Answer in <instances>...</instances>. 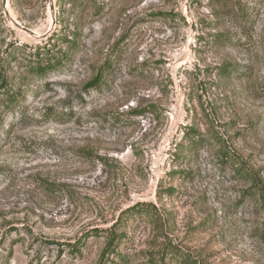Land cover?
Segmentation results:
<instances>
[{"label": "rangeland", "instance_id": "374dc122", "mask_svg": "<svg viewBox=\"0 0 264 264\" xmlns=\"http://www.w3.org/2000/svg\"><path fill=\"white\" fill-rule=\"evenodd\" d=\"M0 264H264V0H0Z\"/></svg>", "mask_w": 264, "mask_h": 264}, {"label": "trees", "instance_id": "16d2710c", "mask_svg": "<svg viewBox=\"0 0 264 264\" xmlns=\"http://www.w3.org/2000/svg\"><path fill=\"white\" fill-rule=\"evenodd\" d=\"M55 63V62H54ZM55 64H53L50 60H47L45 64H37V66L35 67V71L36 73L38 74H43L45 72H47L49 69L53 68ZM112 63H109L107 65V67H104V71L99 74L97 76V78L91 82L89 85V87H93V88H97L99 87L103 81H104V75L106 76L107 74L113 72V67H112ZM230 68V66H229ZM225 69V68H222V74L223 76H227L229 75L230 73H232V68L231 69ZM184 138L185 140L187 141V143L189 144L190 146V149L192 151H196V150H199V149H202L204 147H206L211 141H216L218 143H222L220 138L218 136H211V138H209V136L205 135V134H201L199 133L197 130L193 129V128H186L185 132H184ZM221 156H222V159L223 161H231L232 164L234 165V171H236L238 174H241L243 173L244 176H246L248 173L247 171L244 170L243 168V164L240 163L236 157H235V154L233 153H230L227 148L226 149H223L221 150ZM253 183H254V186L257 188L259 185L257 184V180L253 179ZM261 190V188H260ZM260 190L259 192H254L253 194H259L260 193ZM249 191H246L245 193H247ZM144 206H146L144 208ZM141 208H144V209H141ZM141 211H145L146 213H155L156 210H155V206L153 204H145V203H137L131 207H129L128 209H126V211H123V216L125 215V213H130L131 214H136V213H139ZM129 215V214H128ZM123 218V217H122ZM152 219H156V217H153ZM123 226V219H120L118 221V223L114 226L115 228L116 227H121ZM91 233H92V237L94 236H100V235H105L108 237V242L104 248V251H103V259H107V255L109 253H115L117 247L119 246L120 242L122 241L123 239V234H118L112 230H108V229H100V228H96L94 230H91ZM81 244V243H80ZM72 247V250L73 251H76L78 252L79 251V245L77 244H74L71 246Z\"/></svg>", "mask_w": 264, "mask_h": 264}]
</instances>
